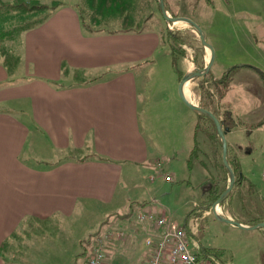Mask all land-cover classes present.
<instances>
[{
  "label": "crops",
  "instance_id": "obj_1",
  "mask_svg": "<svg viewBox=\"0 0 264 264\" xmlns=\"http://www.w3.org/2000/svg\"><path fill=\"white\" fill-rule=\"evenodd\" d=\"M256 20L262 41L264 9L257 12ZM161 39L156 30L125 28L87 34L78 10L62 5L41 24L23 32L19 45L8 49L14 58L12 69L0 58V264L17 263L21 246L31 242L29 236L36 226L69 218L81 204L91 202L119 213L116 223L107 226L123 233L120 239L106 243L103 264H147L150 249L144 241L160 231L139 223L138 214H131L141 191L127 178L139 176L145 163H149L146 174L150 183L167 174L163 160L153 158L159 151L142 127L146 110L140 109L136 73L137 67L157 66L155 55ZM256 63L241 66L236 76L249 83L248 89L264 102L262 79L251 67ZM169 108L181 111L174 99ZM221 114L226 134L247 130L243 124L236 125L230 112ZM248 114L264 117L256 110ZM242 120L238 116V123ZM227 144L238 160L240 146ZM236 176L240 185L227 200L238 199L242 192L248 196H240L243 202L236 207L221 206V212L243 226L227 224L241 232L244 243L257 240L259 257L264 249V228L249 227L264 223V208L258 205L260 192L253 185L245 192V177L239 170ZM149 203L144 213L164 215L152 204L155 200ZM193 206V215L201 220L210 215L209 210L202 212V204ZM100 223L94 234L103 231ZM184 225L185 221L180 226ZM192 247H199L198 253L227 250L223 246L204 248L197 242ZM261 260L264 264V256Z\"/></svg>",
  "mask_w": 264,
  "mask_h": 264
},
{
  "label": "rangeland",
  "instance_id": "obj_2",
  "mask_svg": "<svg viewBox=\"0 0 264 264\" xmlns=\"http://www.w3.org/2000/svg\"><path fill=\"white\" fill-rule=\"evenodd\" d=\"M34 2L46 5L48 8L62 5L76 8L78 5L76 9L79 13V8L81 9V15L84 16L86 23L91 21L93 11L87 7L88 0H0V46L6 45L0 47V58H4L10 69L14 66V58L12 59L8 49L22 42V33L18 30V27L22 26L18 22L21 18L15 17L16 9L12 7L16 3L29 6ZM165 2L166 7L170 8L169 15L172 11L186 15L202 30L206 43L214 52L210 69L211 80L217 81L228 72L225 75L228 85L219 100L215 97L216 107L220 112L219 116H222V112L228 111L239 128L243 124L242 128L247 129L246 131L236 129L226 134L225 139L227 143L240 146L241 151L237 149L238 163L239 172L246 180L245 192L248 191V185L258 189L260 192L258 205L264 208V117L262 118L261 115L250 117L248 114L250 110L264 113V102L248 89L249 83L236 76L237 71L242 69L241 66L248 62L253 64L256 60L257 63L251 67L258 70L264 86V47L260 48L264 45V40H260L262 39L260 27L256 25V15L264 9V0H165ZM19 9H22V5ZM112 10L115 12L114 15L110 19H102V23L97 28L106 31L125 28L133 31L156 30L161 32L163 39L155 55L158 60L157 66L137 67L136 73L140 109L146 110V119H143L142 127L150 142L158 149L159 152L153 158L163 160L169 180L159 177L155 182L150 183L146 174L150 170L147 169L149 163H145L146 168L140 167L138 170L139 176L127 178V182L138 184L141 191L140 197L137 198L138 203L132 204V211L130 209L128 211L134 215L144 213L146 205L155 200L156 203L152 204L160 207L168 219L180 226L187 216L196 210L193 203L202 204L204 192L211 186L216 193L228 187V174L222 167L220 149L217 148L218 154L214 156L212 145L205 133L199 131L195 137L197 114L182 103L178 94V86L183 77L180 76L196 70L195 48H199L201 42L189 25L166 23L151 2L149 10L146 11L148 19L144 24L131 20V14L123 8H112ZM149 12L153 15L149 16ZM27 21L23 23L27 24ZM28 23L32 24L30 21ZM166 29L172 31L177 41L167 36ZM171 49L176 57L175 67ZM203 50L204 53L199 55V61H203L206 65L209 51L207 48ZM232 69H235V72L231 71ZM211 83L213 82L206 81L203 87L215 93ZM187 84L193 103L199 105L200 80L192 78ZM172 99L179 103L181 111L169 108ZM140 116L143 118L144 114ZM238 116H242L241 123H238ZM195 139L199 151L196 156H192L190 151L193 149ZM160 173H163L162 170ZM239 185L238 183L237 186ZM236 189L237 187L232 188L231 195L228 196L231 197ZM240 196L246 199L248 194L242 192ZM239 197L232 202L226 197V201L223 200L219 207L228 204L236 207L243 202ZM115 212L97 203H85L81 204L69 218H55L36 226L35 231L29 236L31 242L21 246L16 264H83L94 243L96 237L94 232L98 223L101 222L100 229L102 228L103 231L108 229L111 227L107 226L108 224L116 223L119 213ZM209 214L198 222L199 228L195 240L199 246L227 248L220 254L223 264H262L264 249L262 255L258 257L256 253L259 246L256 239L251 238L244 243L241 232L217 220L211 208ZM22 241L20 237L19 243L21 244ZM191 249L196 253L199 252V247L191 246Z\"/></svg>",
  "mask_w": 264,
  "mask_h": 264
},
{
  "label": "trees",
  "instance_id": "obj_3",
  "mask_svg": "<svg viewBox=\"0 0 264 264\" xmlns=\"http://www.w3.org/2000/svg\"><path fill=\"white\" fill-rule=\"evenodd\" d=\"M150 2L156 6V8L158 9L159 15L162 18V14H161L160 7L158 5L157 0H88V2L86 3L88 5L87 7L91 8L93 11V13H91V21L89 23H86V21L84 20V16L81 15V9L80 8H79L80 13L78 12V14L80 16V20H81L82 27H83L84 31L87 34H94V33L106 31V30H100L99 28H97V26H99L102 23V19H104V18L110 19L114 15L115 12L112 10V8H116V9L117 8H119V9L123 8V10L128 12V14H131V20L139 22L138 24H140V23L144 24L146 19H148L147 15H146V11L149 10ZM163 2H164V6H165L166 10L168 11V8L166 7L165 0H163ZM23 3L22 4L16 3L12 7V8L16 9V12H15L16 15L14 14L15 17H17L19 19L21 18L20 21H18L19 24L22 25V26L18 27V30L20 31L19 33H23L25 31L29 30L30 28L41 24L51 14V12L57 8L54 6L51 8H48L46 5H42V4L37 3V2H34V4H31L29 6H28V4L24 5ZM20 5H22L21 10L19 9ZM78 7L79 6L77 5L76 8H78ZM170 13H171L170 15L172 17H178L179 16L178 14L174 13L173 11ZM40 15L42 17H40ZM152 15H153L152 12H149V16H152ZM25 20H28L27 24L23 23V21H25ZM29 21L32 24H29L28 23ZM118 30H120V29L109 30V32L110 31L114 32V31H118ZM136 31H141V30H136ZM106 32H108V31H106ZM166 32H167V36L169 35L170 38L174 39V41H177V38L173 35L172 31H170L169 29H166ZM195 49H196V52H195V57H194V63L196 65V70H202L205 66L203 61H199L200 53L201 54L204 53L202 44L199 48H195ZM171 55L173 57V66L175 67L174 61L176 60V57H174V53L172 52V49H171ZM233 70L235 72V69H232L231 71H233ZM226 74H228V72H226L225 75ZM210 75H211V73L209 71L207 74L196 78V79L200 80L199 95H200L201 99L199 102V106L201 108L211 112L215 117H217L219 119L220 112L216 107L215 97L218 98V100H219L223 96V94L225 92V88L228 85V80L226 79V76L224 75L221 79H219L217 81H212ZM182 76L183 75H181L180 78ZM206 81L207 82H213V83H211V86L213 87L215 93H213V92L211 93L208 88L203 87V83H205ZM220 122H221V120H220ZM199 131L205 133L207 139H209L210 145H212L211 147H212V151H213L214 156H216L218 154L217 148L220 149V156H221V143H220L219 137L217 135L214 123L208 117H206L205 115H202V114H197V121H196L195 128H194L195 137ZM192 148L193 149L190 151V154H192V156L193 155L196 156V154L199 151L198 147H197L196 139L194 141ZM227 160H228V163L231 166V168L235 174V182H234V186H233V188H235V187H237V184L239 183V179L236 176L237 171L239 170V163H238L235 152L233 151V149L230 146H228V148H227ZM222 167L224 168L223 164H222ZM222 192L223 191H221L220 193H216L215 190L211 186V188L206 191V198L202 202V208H201L202 212L209 210L211 205L217 199H219ZM192 215H193V212H191L189 214V216H187V218L185 219V225L188 222V220L190 219V217H192ZM95 236H96V234H95ZM221 253H222V251L217 250V249H206L205 251L202 250L200 253L195 252L196 256H198L199 258H203V257H207V256H213L219 262H222V260L220 258Z\"/></svg>",
  "mask_w": 264,
  "mask_h": 264
},
{
  "label": "built area",
  "instance_id": "obj_4",
  "mask_svg": "<svg viewBox=\"0 0 264 264\" xmlns=\"http://www.w3.org/2000/svg\"><path fill=\"white\" fill-rule=\"evenodd\" d=\"M156 166L160 169L161 162L158 161ZM162 177L164 180H169L167 174ZM150 179L153 181L154 177ZM136 220L160 231L149 234L144 241L145 246L150 249L147 264H217L213 256L199 258L191 249L192 245H196L199 217L192 216L184 226L172 222L165 215L152 213H139ZM122 236L123 233L119 230L105 229L100 232L95 237L86 264H103L106 243L113 238L120 239Z\"/></svg>",
  "mask_w": 264,
  "mask_h": 264
},
{
  "label": "water",
  "instance_id": "obj_5",
  "mask_svg": "<svg viewBox=\"0 0 264 264\" xmlns=\"http://www.w3.org/2000/svg\"><path fill=\"white\" fill-rule=\"evenodd\" d=\"M157 2H158V5L160 7L162 18L166 23H171V24L184 23V24L189 25L192 28V30H194L197 33L203 48H205V49L207 48V50H209V60L202 70H195L192 73H187V74L183 75V77L179 83V86H178V94H179L180 100L182 101V103L186 107L191 109L196 114L205 115L214 123L217 135H218L220 143H221V160H222V164L225 168V171L228 174V187L223 191V193L220 195L219 199H217L211 205L210 208L212 209V212H213V214L217 220H219L221 222H225L227 224L234 225V226L239 227V228H243V226L240 223H238L232 219L224 217L222 215V213L220 211H218L219 205H221L222 201L225 200L226 197H228V195L230 194V191L232 190V188L234 186V182H235V174H234V172H233V170H232V168L229 165L228 160H227L228 144H227L226 139H225V134H226L227 129L223 127V122L222 121L220 122V119L215 117L211 112L201 108L198 104H195V103L187 100L183 94V86L190 79L198 78L200 76L207 74L210 71L212 64H213L214 52H213L212 48L206 43L202 30L200 29V27L195 22H193L188 17H182V16L172 17L171 15L168 14V11L166 10V8L164 6L163 0H157ZM256 228H264V223H259V224H256L254 226L249 227V229H256Z\"/></svg>",
  "mask_w": 264,
  "mask_h": 264
},
{
  "label": "bare ground",
  "instance_id": "obj_6",
  "mask_svg": "<svg viewBox=\"0 0 264 264\" xmlns=\"http://www.w3.org/2000/svg\"><path fill=\"white\" fill-rule=\"evenodd\" d=\"M183 94H184V96L186 97L187 100L193 102V100L191 98V92H190V90L188 88V84L187 83L183 86Z\"/></svg>",
  "mask_w": 264,
  "mask_h": 264
}]
</instances>
